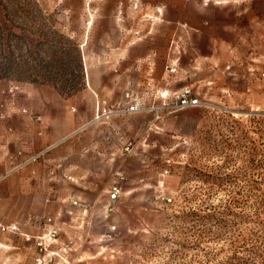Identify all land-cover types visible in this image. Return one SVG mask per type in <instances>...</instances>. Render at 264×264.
Listing matches in <instances>:
<instances>
[{"label":"rangeland","instance_id":"374dc122","mask_svg":"<svg viewBox=\"0 0 264 264\" xmlns=\"http://www.w3.org/2000/svg\"><path fill=\"white\" fill-rule=\"evenodd\" d=\"M39 3L84 80H0V221L57 230L41 264H264V0Z\"/></svg>","mask_w":264,"mask_h":264},{"label":"trees","instance_id":"16d2710c","mask_svg":"<svg viewBox=\"0 0 264 264\" xmlns=\"http://www.w3.org/2000/svg\"><path fill=\"white\" fill-rule=\"evenodd\" d=\"M39 0H0V80L49 83L65 95L84 80L78 43L73 55Z\"/></svg>","mask_w":264,"mask_h":264},{"label":"built area","instance_id":"2783aa9c","mask_svg":"<svg viewBox=\"0 0 264 264\" xmlns=\"http://www.w3.org/2000/svg\"><path fill=\"white\" fill-rule=\"evenodd\" d=\"M171 70H174V68H172ZM175 98H176V103L174 105H172L175 107L174 109L185 108L188 106H198V105L205 104V103H203L201 98L193 91V88L190 87L189 85L182 88L181 90L177 91L175 93ZM1 106H2V104H0V107ZM73 109H75V108L73 107ZM141 109H142V106H141V103L139 100H135L128 107L129 112H138ZM22 111L28 112V109L26 107H24V108H22ZM101 115H103V114L101 113ZM1 116H4V112H1ZM35 117L39 121L42 119V116H40V115H36ZM121 178L123 179L124 176L121 175ZM110 191H111L110 199L116 200L120 196V193L122 191L121 182L116 181L114 183V185L112 186ZM162 198L165 199L166 197H162ZM166 200L168 202H171L172 198L167 197ZM8 232L22 233L26 236L27 240L31 239V236L29 234L21 231V229L17 223H10V224L0 223V239ZM56 232H57V230L55 228H52L47 233H45L44 235L36 238L35 244L37 245L39 251L46 250L47 241L51 242V240H53V237L55 236ZM0 246H2L1 243H0ZM37 261H38V264H41L42 263L41 257L38 258Z\"/></svg>","mask_w":264,"mask_h":264},{"label":"crops","instance_id":"0c3cea01","mask_svg":"<svg viewBox=\"0 0 264 264\" xmlns=\"http://www.w3.org/2000/svg\"><path fill=\"white\" fill-rule=\"evenodd\" d=\"M107 108L109 110V106H106V105L101 106L100 102L97 103L96 110H95L96 115L94 116L92 121L98 120V118L102 119L103 116L98 117V115L101 113L104 115H110V113L109 114L105 113L106 112L105 109H107ZM109 111H111V110H109ZM76 131L77 130L75 129V132ZM59 154H61V153H59ZM69 155L73 156V153L70 152ZM74 155L76 156V154H74ZM76 159L77 158H75L74 162H72V164H71V166H74L73 168H75V169L77 167V160ZM73 168H72V170H73ZM0 223L8 224L7 222H4V221H0ZM48 227L43 229V230H38L39 232H37V233H32V232H27V231H26V233L29 234L30 236H33V237L35 236V238H38L39 236H42L49 231ZM0 243L2 244V246H0V249L5 248V251H9V253H11L9 255V257L11 258V261L16 260V256L19 254V255H21L22 258L25 257L26 261H30L31 264H35L37 259L40 258L42 255L39 252V249H38L37 245L35 244V242H34V245L32 244L30 247H28L24 241L22 242V245H18V244L13 243L12 240H10L8 238V236H3L0 239ZM17 249H19V251H17ZM6 262L7 261H5V263Z\"/></svg>","mask_w":264,"mask_h":264}]
</instances>
